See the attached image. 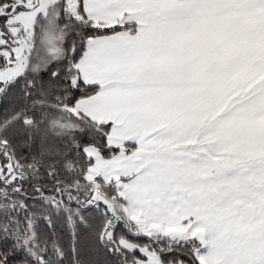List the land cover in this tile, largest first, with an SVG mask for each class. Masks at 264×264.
Segmentation results:
<instances>
[{
	"label": "snow or ice",
	"instance_id": "1",
	"mask_svg": "<svg viewBox=\"0 0 264 264\" xmlns=\"http://www.w3.org/2000/svg\"><path fill=\"white\" fill-rule=\"evenodd\" d=\"M0 264H264V0H0Z\"/></svg>",
	"mask_w": 264,
	"mask_h": 264
}]
</instances>
